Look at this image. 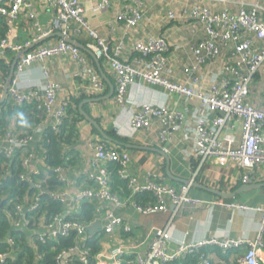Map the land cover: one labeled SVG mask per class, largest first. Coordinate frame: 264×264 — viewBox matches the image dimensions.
Here are the masks:
<instances>
[{
    "label": "built area",
    "instance_id": "built-area-1",
    "mask_svg": "<svg viewBox=\"0 0 264 264\" xmlns=\"http://www.w3.org/2000/svg\"><path fill=\"white\" fill-rule=\"evenodd\" d=\"M37 0H0V17L13 25L22 14H25L36 30V36L24 45L12 44L6 39L0 40V60L7 51L21 54L26 48L56 33L62 38L50 39L36 50H31L22 56L16 65L15 74H21L25 68L36 62L45 64L51 58H58L71 54L77 62L82 63L83 70L79 76L86 83L90 91L101 95L107 91V85L102 80L99 71L89 62L79 48L69 44L65 39L71 33H85L93 43L88 47L97 59L105 62L110 75L115 82V100L121 106L131 103L128 97V87L141 78L149 85L161 86L167 91L181 95L188 103L193 101L198 105L190 107L180 113L170 109L166 104H138L137 110L130 111L128 123L130 135L151 131L154 123L159 125V139L163 145L171 143L176 134H180L186 143V159L195 158L199 162V170L210 160L220 166H231L237 171L230 177V184L251 185L264 183V0L231 1L222 0L223 8L214 10L207 6L214 2L217 7L220 0H200L191 12L199 31L197 42L182 46L172 44L164 38H152L137 41L133 46L135 53L140 54L138 61L141 68L130 63L122 62L124 47L117 44L110 47L107 39L85 20V8L81 0H45L55 6L54 20L44 27L37 21L34 12ZM125 10L116 15V21L126 29H136L143 20L140 10L131 5H137L141 0H129ZM114 0H99L97 8L101 11L112 7ZM170 14L169 18H173ZM38 22V23H37ZM56 40V41H55ZM185 49L189 59L180 60V52ZM176 53V62L172 63L169 56ZM182 69L183 77L175 80V68ZM45 69V68H44ZM45 76V94L38 92L20 93L14 87V80L9 88L5 105L0 106V114L9 107H22L24 104H34L41 109V122L37 129L43 136L51 130L60 132L63 120L67 118L69 105L61 102V86L52 83ZM0 99L5 83L1 80ZM97 95V96H98ZM6 106V109H5ZM9 122L3 128L5 146L0 147V154L8 161L19 159L23 172L20 182L29 183L37 190L31 198L24 196V204L17 205V216L11 219L14 226L20 225L29 231L32 221L25 219L30 212L39 210L42 195H49L59 202L61 212L44 222L41 218V231H32L41 242L46 239L56 240L61 237H73V245L61 248L56 254V264H90L95 263L96 255L87 247L89 243L88 228L95 222H100L97 232L105 235L113 234L117 228L126 233L131 228L126 222L116 216L113 208L132 206L144 215L169 214V220L159 229L151 240L144 256L130 254L118 247L109 252L110 260L116 264H123L133 257L132 264H184L195 254H199L197 264H214L212 259L201 250L216 247L223 254L235 252L236 264H264V209L258 239L250 241L248 238H213L180 242L173 254L170 253L172 235L176 230L175 219L186 206L198 207L200 200L194 199L191 190L195 177L188 183L172 187L164 183L155 175L148 174L145 181L130 173L132 164L131 154L123 149L108 147L102 141L93 145L95 173H88L78 182L75 195L71 198V205L66 202V196L61 188L51 189L48 181H40L41 174L47 176L46 169L32 168L24 157L29 150L32 136L28 132H17L9 123L16 126L17 118L8 117ZM168 152V147L165 148ZM45 161V159H44ZM46 165V164H45ZM114 166L112 169L111 166ZM66 165L53 169L60 183H65ZM113 173L126 183L128 195L121 197L112 190ZM9 173L0 175V184ZM140 195H147L145 201L138 200ZM92 204L94 210L93 221L86 223L77 220L76 215L83 204ZM245 209V206H232ZM43 214V213H42ZM44 216V214H43ZM34 218V217H33ZM10 219V218H9ZM32 220V217H31ZM30 234V235H31ZM10 249L0 253V264L15 252V239L8 237ZM33 246V244H31ZM34 247V246H33ZM14 250V251H13ZM242 252V254H238Z\"/></svg>",
    "mask_w": 264,
    "mask_h": 264
},
{
    "label": "crops",
    "instance_id": "crops-1",
    "mask_svg": "<svg viewBox=\"0 0 264 264\" xmlns=\"http://www.w3.org/2000/svg\"><path fill=\"white\" fill-rule=\"evenodd\" d=\"M81 1L85 8V20L88 24L97 30L102 37L107 39L110 44H122L124 47L122 59L138 68H141V65L138 63L140 55L138 56V54L133 52V46L137 41H145L160 36L172 44L186 46L187 44L197 42L200 37L199 31L195 30L198 24L191 18V12L198 6L200 0H141L136 6L131 5L138 8L143 15V21L138 28L133 30L126 29L115 18L118 13L124 11L126 6L130 4L129 0H114L112 7L103 11L97 8L99 0ZM231 1L246 2V0ZM35 4L36 10L34 12L36 13L37 21L41 26H49L54 20L53 10L55 6L47 3L45 0H37ZM218 5L217 7L214 2L207 4V6H210L214 10H219L223 8L222 0H220ZM170 14L174 16L171 19L169 18ZM1 19L3 21L0 20V40L6 39L7 42L12 44L24 45L35 38L36 30L25 14H22L13 25H9L3 18ZM50 39L52 40L53 37L47 39L46 42ZM55 39L57 40V38ZM75 40L77 42L83 40L86 43L83 45L78 42L86 49L83 50L84 53L82 54L93 56L96 64L99 62L104 75L115 87L114 79L110 75L105 62L97 59L88 47L91 45V41L86 37H80ZM39 45H44V42ZM21 54L18 55L7 51L3 59L5 66L8 64L12 65L14 60L21 56ZM184 56H186L187 60L189 59L185 49L180 52V60L183 61ZM176 58L175 52L169 56L172 63H177ZM83 66L82 63L74 60L71 54L51 58L45 64L36 62L25 68L23 73L15 74L13 84L15 89L22 94L36 91L40 96H44L46 89L44 71H46L48 74L47 79L61 86L62 93L59 96V100L65 102L69 98L77 96L78 92L88 88L86 86L87 82L82 80L78 75L83 70ZM174 72L176 74L175 80L180 81L183 73L179 64ZM100 78L103 80L102 76ZM107 86L109 88V84ZM90 93L95 97L94 99L102 98V96L105 97V93L101 95L91 91ZM114 94L108 100L87 104L89 105L88 115L95 121L96 119L100 121V127L104 132L107 129L113 130L114 128L118 135L127 138L130 144L136 147L134 149H127L120 142L114 143L131 154L132 164L129 170L130 173L142 181H145L148 174H152L172 187H178L183 183L192 181L199 169V162L195 158L186 159L185 150L187 146L180 134H176L171 143L163 145L159 139V125L157 123H154L151 131H140L133 136L130 135L128 123L131 116L129 112L137 110L136 105L138 104H166L171 110L184 114L186 109L188 110L190 107L198 105V103H194L193 101L188 103L181 95L167 91L161 86L149 85L141 78H137L135 83L128 87V97L131 100V103L128 105L121 106L118 104ZM10 116L18 119L16 114ZM21 117L22 119L18 126L9 124H11L13 130L28 132L32 136L29 150L24 155L29 162L30 169L41 168L45 170L44 155L46 152L42 144V135L37 129L41 116L37 119H32L28 115ZM77 127L78 133L73 142L71 144L64 143L61 146V151L65 158L64 164L67 167L65 170V183H61L60 188L66 196V202L70 205L72 203L70 197L75 195L77 186L81 184L78 182L86 174L96 172L94 143L100 140L109 141V139H104L97 130L98 134H95L93 132L94 127L86 119L78 121ZM6 129L3 128V131L0 132L1 148L6 143ZM166 147H168V152H165ZM155 149L161 150L169 158L172 177L166 171V158L159 152H156ZM111 168L113 169L114 166L112 165ZM45 171L48 173L47 169ZM236 171L231 166H220L217 162L210 160L199 170L194 183L224 193H231L233 189L235 191L240 187V185L230 184L229 178L233 177ZM124 183L113 173L112 190L121 197L128 195L127 186ZM191 195L194 199L200 200V205L198 207L186 206L177 215L174 222L176 230L172 235L170 243L169 251L171 254L174 253L180 242L183 241L190 242L213 238L224 239L227 237L232 239L248 238L250 241L258 239L262 222V210L264 209V188L239 194L236 198L221 199L216 194L193 186ZM147 199V195H142V201ZM233 205L245 206V209L234 208L232 207ZM113 212L126 222V225L131 228V232L126 233L122 228H117L113 234L109 235L99 232L100 250L96 255V264H116L113 260H110L109 252L118 247L128 252L130 256H144L157 231L164 227L169 220V214L167 213L152 216L144 215L137 212L132 206L113 208ZM16 222L23 224L22 218L17 219ZM22 229L27 231L23 227ZM262 240L264 242V232ZM205 249H208L207 256L215 264H236L235 253H232L228 257L226 256L227 258H221L215 252V248L207 247ZM238 254H242V252H238ZM184 264H194V259L190 258Z\"/></svg>",
    "mask_w": 264,
    "mask_h": 264
},
{
    "label": "trees",
    "instance_id": "trees-1",
    "mask_svg": "<svg viewBox=\"0 0 264 264\" xmlns=\"http://www.w3.org/2000/svg\"><path fill=\"white\" fill-rule=\"evenodd\" d=\"M0 20L2 19L0 18ZM80 37H86L88 40L91 41V42L89 41L90 43H93V40L90 39L84 32L80 34H75L72 32L70 35V38L73 40ZM55 38L58 37H53V39ZM78 42H80L83 45L86 44L83 40H79ZM45 43L46 41L44 42V44ZM114 45L110 44V47H113ZM41 46L37 45L35 48L31 50H36ZM79 51L81 53H84L83 50L81 49H79ZM139 55L140 54H138V56ZM140 57L141 56H139V58ZM86 58L97 69V64L96 61L94 60L95 58L89 55H86ZM119 59L122 62L129 63L123 60L122 56ZM183 59L185 60L186 56H184ZM4 63L5 61L3 62V60H0V72L2 76L1 80L4 83H6L10 73L11 64L5 66ZM105 84L108 85L106 82ZM107 94H109L108 86H107V92L105 93L104 96H106ZM94 98L95 97L91 95L88 88L78 92L77 96L69 98V100L67 101V104L69 105L68 116L63 120V124L61 125L60 132H53L51 130H47L44 132L42 136V144L46 152V154L44 155L45 164L46 167H48L49 169H47L48 170L47 176L41 174L38 177V179L40 181H44V180L48 181V186L51 189H56L61 186V183L58 181V178L53 171L54 168L63 165L65 162V158L61 151V146L64 143L71 144L73 142L74 138L76 137V134L78 133V127H77L78 121L85 119L79 112V106L83 101ZM4 105L5 104H3L2 106ZM73 107H75V109H73ZM88 107L89 105H86L83 108V110L87 114H89ZM42 112L43 111L41 109H37L34 104H24L22 107H17V106L9 107L7 111L3 110L2 114H0V127H5L7 125V123L9 122L8 117L10 115H15V114L17 115L18 119L16 126H18L20 124V120L22 119L21 116L28 115L32 119L35 118L37 119L39 116L42 117ZM96 122L99 125H101L99 120L96 119ZM93 132L95 134H98L95 128H93ZM105 132L109 137V141H104V140H100V141L104 142L108 147H113L118 150L120 149L125 150L124 148H119V146L115 145L114 143L120 142L121 144H130V141L127 138H123L122 136L118 135V133L115 130L107 129L105 130ZM22 172H23V167L19 159H12L11 161H8L4 156L0 154V175L4 173H9L7 178L5 177L2 184H0V204L2 210V213L0 214V241L4 240L8 236L9 237L13 236L15 239V246H14L15 252H13V254H11L3 264H56L55 258L57 251L60 250L61 248L71 247L73 245V237L65 238L60 236L56 240L46 239V242H41L37 236L31 233L34 229L35 231H41V228L39 226V222L41 221V218L44 217L46 218L45 221H47L51 219V217L57 214L58 212H61V206L58 201L51 199L50 196L47 194L41 196V200L39 202V210L35 212H30L25 217V219L28 220L29 222L32 221V225L31 227H29V231L14 229V224L13 222H11V219H19V217L17 216L18 214L17 205H21L25 203L23 200L24 196L31 198L37 194V190L33 188L29 183L20 182L19 176ZM141 198L142 195L138 197V200L142 201ZM42 213L44 214V216ZM74 217H76L77 220L79 219L86 223L92 222L94 217L93 205L88 203L83 204L80 213ZM30 239L33 240L34 247L31 246ZM87 247L91 249L93 255L98 254L100 250L99 232H95L94 234L89 235V243L87 244ZM213 248L216 249L215 252L221 258H224L226 256L228 257L232 253H235V252H229L227 254H223L220 249L216 247ZM9 249L10 246L8 243L0 244V253L7 252ZM200 253L207 256L208 249L204 248L201 250ZM198 257L199 254H195L194 256H190L188 259L190 258L194 259V264H196ZM132 261H133V257H130L123 264H132ZM90 264H96V263L91 262ZM172 264H177V263H172Z\"/></svg>",
    "mask_w": 264,
    "mask_h": 264
},
{
    "label": "water",
    "instance_id": "water-1",
    "mask_svg": "<svg viewBox=\"0 0 264 264\" xmlns=\"http://www.w3.org/2000/svg\"><path fill=\"white\" fill-rule=\"evenodd\" d=\"M52 37H59V38H62V35L60 33H56L52 36H49L43 40H40L36 43H34L30 48H27L22 54L21 56L17 57L14 62L12 63L11 65V69H10V73H9V76L7 78V82L5 83V86H4V90H3V94H2V98L0 99V106H2L4 103H5V100L7 98V95H8V91H9V88L14 80V77H15V70H16V65H17V62L20 60V58L22 56H24V54H26L27 52L30 51V49H33L35 48L37 45L45 42L47 39L49 38H52ZM65 41L69 44H72L74 45L75 47L79 48V49H82V50H86L80 43H78L77 41L71 39V38H67L65 39ZM97 68L102 76V78L109 84V88H110V93L105 96V97H102V98H96V99H90V100H85L83 101L80 106H79V112L85 117V119L87 121H89L92 126L100 133V135L108 140L109 137L107 136V134L104 132V130L100 127V125H98V123L92 118L90 117L84 110V106L89 104V103H98V102H102V101H105V100H108L110 99L114 92H115V87H114V84L109 81L107 79V77L104 75V72L102 71V68L99 64V62H97ZM120 144V143H119ZM123 145L125 148L127 149H134L136 148L135 146L131 145V144H121ZM156 152H159L160 154H162L166 160H167V168H166V171L167 173L172 177V174H171V171H170V160L169 158L163 154V152L161 150H157L155 149ZM188 183V182H187ZM195 187L197 188H200V189H204L208 192H211L213 194H216L217 196H219L220 198H223V199H230V198H236L239 194H242V193H245L247 191H251V190H256V189H262L264 188V183H258V184H251V185H242L240 186L238 189H236L235 191L231 192V193H224V192H221V191H217V190H214V189H211V188H208V187H205V186H202L200 184H197V183H194ZM2 213V210H1V204H0V214ZM100 229V222H95L94 224H92L89 228H88V232L89 234H94L95 232H97L98 230ZM9 237V236H8ZM8 237L5 238L4 240L0 241V244H7L8 243Z\"/></svg>",
    "mask_w": 264,
    "mask_h": 264
},
{
    "label": "rangeland",
    "instance_id": "rangeland-1",
    "mask_svg": "<svg viewBox=\"0 0 264 264\" xmlns=\"http://www.w3.org/2000/svg\"><path fill=\"white\" fill-rule=\"evenodd\" d=\"M9 125H11V124H9ZM112 128H113V126H112ZM113 130H114V128H113ZM248 192V191H247ZM261 194V193H260ZM263 195V194H262ZM46 219V218H45ZM44 222H45V220H44ZM14 229H17V230H23L22 229V226L20 225V227H17V226H14ZM31 240V244H33V246H34V243H33V240L32 239H30Z\"/></svg>",
    "mask_w": 264,
    "mask_h": 264
}]
</instances>
